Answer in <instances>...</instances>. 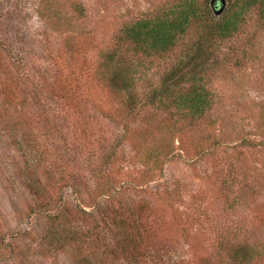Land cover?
I'll list each match as a JSON object with an SVG mask.
<instances>
[{
	"label": "rangeland",
	"instance_id": "rangeland-1",
	"mask_svg": "<svg viewBox=\"0 0 264 264\" xmlns=\"http://www.w3.org/2000/svg\"><path fill=\"white\" fill-rule=\"evenodd\" d=\"M180 1L0 0V264H63L69 259L50 250L46 228L52 220L28 210L33 189L17 172L31 148L47 150L44 165L56 170L65 166L83 174L88 169L83 165L92 160L87 151L76 160L73 134L72 144H66L68 131L60 133L66 122L53 120L58 106L44 96L45 74L56 75L55 87L69 88L71 104L87 124L102 123L113 133L126 121L128 138L120 141L126 155H118L111 181L125 201L137 197L148 203L146 211L160 224L166 246L158 263L264 264V145L245 141L264 137L256 128L257 109L264 104V31L255 15L232 36L216 40L202 62H191L199 32L195 26L163 55L139 59L123 48L121 62L130 65L134 91L142 100L171 71L195 67L207 72L218 105L207 129L182 134L165 124L162 137L157 127L164 125V115L149 106L128 112L123 95L101 80L113 67H101L99 57L112 47L120 28ZM198 1L206 2L214 15L228 7V0ZM165 138L171 156L161 153ZM215 138L219 144L203 151ZM151 146L160 150L158 165L141 157ZM255 182L260 192L255 193ZM89 183L80 184L85 198ZM91 205L88 199L78 207ZM78 213L85 222L86 215ZM231 249L244 260L231 261ZM112 258V264H137L119 255Z\"/></svg>",
	"mask_w": 264,
	"mask_h": 264
},
{
	"label": "trees",
	"instance_id": "trees-1",
	"mask_svg": "<svg viewBox=\"0 0 264 264\" xmlns=\"http://www.w3.org/2000/svg\"><path fill=\"white\" fill-rule=\"evenodd\" d=\"M251 13L255 15L258 29L264 31V0H228L227 9L215 15L206 2L201 4L198 0H181L174 7L126 23L120 28L112 47L103 50L99 57L101 67H113L109 77L102 74L101 80L123 95L129 103L128 112H136L149 106L156 115H164L166 118L161 119L164 125L157 127L162 137L165 134L163 130H166L165 124H168L167 128L171 132L182 134H193L201 127L207 129V125L215 122L213 113L218 107L213 101L209 79L207 81L204 76L207 72L201 74L195 67L179 74L171 71L142 100L134 91L130 65L121 62L123 48L132 51L134 57L139 59L163 55L174 50L195 26L199 27V32L191 62L195 59L202 62L207 49L216 40L236 33ZM49 50L51 51L50 45ZM52 76L53 74H45L43 92L45 91L44 96L48 102L52 104L53 100L59 107L55 109L58 114L53 116V120L56 122L57 118H61L66 122L60 126V133L65 136L68 131L67 145L72 144L69 140L70 133L75 136L73 141L77 144L75 152L78 154L76 160L86 151L91 153L92 160L83 165L85 169L88 168L87 171L82 170L83 174L65 166L60 170L51 166V169L44 165L49 153L39 147L27 152L25 166H18V174L34 190L32 192L35 198L28 210L52 220V227L46 228L50 250L69 256L63 264H112L110 260L114 255L137 264H161L157 259L166 246L162 244L160 224L156 225L153 220L155 218L149 210L146 211L148 203L137 197L125 201L121 189L111 181L116 161L120 159L118 155H126L123 146L125 143H120L128 138L126 121L113 133L108 132L102 123L96 126L87 124L74 110L78 106L71 104L69 88L55 87L57 77ZM257 112L256 128L264 132V104L258 107ZM213 140L212 145L207 146L209 149L203 151L212 150L220 142L216 138ZM245 141L249 145H264V137L247 138ZM162 145L161 153L171 156L166 138ZM143 156L151 166L158 165L160 150L151 146L143 150L141 157ZM122 168H127V164L121 165ZM83 178H87V181H81ZM86 183H89L90 188L87 198L80 188V184ZM253 186L256 187L255 193L260 192L258 190L261 185L255 182ZM65 188L71 194H67ZM88 199L92 200L91 208L78 207ZM79 211L86 215L85 222L79 216ZM157 219L156 217V221ZM228 258L234 263L244 260L234 249H231ZM174 264L184 263L181 261Z\"/></svg>",
	"mask_w": 264,
	"mask_h": 264
},
{
	"label": "water",
	"instance_id": "water-1",
	"mask_svg": "<svg viewBox=\"0 0 264 264\" xmlns=\"http://www.w3.org/2000/svg\"><path fill=\"white\" fill-rule=\"evenodd\" d=\"M215 1H216V0H214L213 3H214ZM217 1H218V2L220 1V2H221L222 0H217ZM223 1H224V0H223ZM218 5H219V4H218Z\"/></svg>",
	"mask_w": 264,
	"mask_h": 264
}]
</instances>
